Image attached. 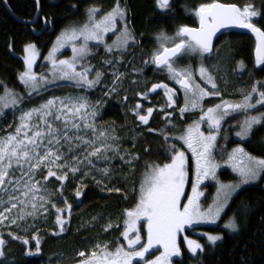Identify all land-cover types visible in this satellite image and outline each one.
I'll use <instances>...</instances> for the list:
<instances>
[{
  "label": "snow or ice",
  "instance_id": "snow-or-ice-1",
  "mask_svg": "<svg viewBox=\"0 0 264 264\" xmlns=\"http://www.w3.org/2000/svg\"><path fill=\"white\" fill-rule=\"evenodd\" d=\"M4 2L6 4L7 0ZM35 3L39 9L40 0H35ZM155 4L165 14L171 11V0H155ZM71 7L75 8V5ZM101 13L102 9L98 7L89 8L86 12L87 20L82 25L65 29L57 36L55 44L45 57L52 66V80L33 70L39 56L36 45L28 43L24 46L25 71L19 74V80L28 90L29 96L33 92L38 93L42 88L46 89L48 84L56 80L73 81L74 86L81 89H91L100 84L104 73L96 70L90 63H80L91 54L89 41H95L98 45L104 44L105 52L112 54L113 58L106 59L105 64L114 65L120 62L115 59V55H123L128 47L136 43L134 32L128 26L127 8L121 6L120 0H116L110 11L102 15ZM193 14L199 20V27L179 25L172 36L163 31L158 33L155 38L158 46L150 57L151 64L157 70L166 72L167 79L179 85V90L161 82L153 84L146 92L137 93L147 100L149 93L159 94L157 90L161 89L166 97L165 107L175 111L179 93L182 92L183 106L178 108L181 118L186 113L199 110V119L176 137L191 152L195 161V181L192 183L191 195L186 196L184 191L188 177V157L175 144H168L166 130L174 125L169 119L172 112H167L165 129L159 130V135L164 137V144L167 145L164 151L168 162H145L139 188H133L134 207L124 210V228L120 236L126 241V245L120 238H117L114 245L107 242L103 245L97 243L95 248L99 249V253L93 250L90 256H86L85 252H79L81 259L78 264H172V257L181 255L178 234L186 226L217 223L229 202L244 186L257 181L264 183V154L253 155L241 143H250L257 131L264 130V111L260 110L264 109V80H256L247 92L239 90L242 99L238 103L230 102L221 94L217 75L203 63L211 55H219L213 45L216 34L221 29L237 27L247 29L255 35V64L264 72V9H257L254 4H246L241 8L236 4L213 0L212 3L200 4ZM119 22H123L122 27H118ZM44 23L52 24L53 21L45 18ZM258 24L261 26H257ZM108 33L116 36L110 45L104 43ZM77 40H82V43L77 45ZM69 43L71 59L58 60L56 53ZM192 57L201 58L198 69L191 66L177 67L178 63ZM144 63L148 64L149 61ZM78 64L80 70L77 69ZM240 69L243 70V62H240ZM222 71L221 65L215 67L217 74ZM93 72L94 78H89ZM124 75L113 71L112 87L104 92V96L117 91ZM220 79L225 84L228 83L223 75ZM211 97H219L220 103L205 108V100ZM123 99L126 102L128 98L124 96ZM23 102L22 96L4 86V95L0 96V115L10 107L19 111L20 115L16 119L14 131L0 135V227L9 229L6 233L0 231V264H4L7 259L6 250L10 241H19L26 246L23 254L27 257L42 255L41 239L33 230L36 220L49 212V206L55 209V223L59 226V233L54 232L53 235L58 236L65 231L68 220L64 214L67 213L70 219L73 211V204L63 195L66 182L70 178H86L93 170L105 177L109 176V168H97L95 162L113 158L108 155L110 151L123 160L131 171H135L134 161L140 159L138 154L126 153L120 156V146L116 143L119 137L115 134V128L107 129L97 125L96 118L100 114L97 104L103 103L101 100L92 104L84 95L52 96L38 106L16 108ZM258 105L260 109L257 108ZM253 110L256 114H252ZM131 111L142 125H149L154 109L148 107L146 114H142L143 106L136 103ZM160 111L163 112L164 108ZM230 119H236V124L230 127L237 129L235 136L238 140L235 141L237 146L226 152V164L239 179L236 183L224 184L217 180L216 171L219 165L214 162L213 154L218 147L223 125ZM205 124L206 131L202 130V125ZM154 131L156 130L148 128L149 133ZM224 139L227 140V137ZM144 152L150 154V146H145ZM50 178H55L58 188L53 190ZM92 178L95 180L94 176ZM207 179L217 180V186L212 202L204 206L201 201L204 192L200 186ZM95 182L98 186L101 184L99 180ZM82 187H87L83 179L75 187L74 198L78 201L86 195L81 191ZM108 190L120 191L118 188ZM53 195L59 197L57 203L52 202ZM182 198H186L187 202L183 203ZM59 203L64 207H59ZM246 207L241 205V215H247L244 211ZM240 218V215L234 213L223 227L231 233H239ZM92 219L95 221L97 217ZM140 221H144V224L141 225ZM112 227L109 221L104 231L107 232ZM116 227L119 229V225ZM144 227L147 242L142 244L141 231ZM11 229L19 231L14 232ZM19 232H23L24 236ZM5 235L8 239H5ZM205 235L212 246H217L224 239L218 234ZM184 240L188 252L193 256L205 252V245L187 237ZM32 241H35L34 250ZM156 246L162 247V253L155 259H146V254Z\"/></svg>",
  "mask_w": 264,
  "mask_h": 264
},
{
  "label": "trees",
  "instance_id": "trees-1",
  "mask_svg": "<svg viewBox=\"0 0 264 264\" xmlns=\"http://www.w3.org/2000/svg\"><path fill=\"white\" fill-rule=\"evenodd\" d=\"M219 1L237 3L238 6L254 4L257 9H264V0ZM120 2L126 5L128 26L140 39L139 48L134 58L138 64L137 69H139L138 73L134 72V74L140 75L139 80L133 84V87L124 89L127 98L134 101L137 100V93L144 91L140 85L141 83L145 84L143 81L151 79L153 84L166 82L164 80L165 75L156 70L153 71L146 65L142 66L144 60L149 59L151 51L155 49V46L157 47L155 39L157 34L163 31L168 35H173L179 25L196 26L197 20L193 14L194 9L202 3H212L213 0H171V11L166 14L164 10L156 7L155 0H120ZM115 4L116 0H40V6L37 9L35 0H7L6 4L4 0H0V82H2L0 83V93L4 91L5 85L14 90L24 89L18 81V75L25 66L23 49L26 43L33 42L43 54L48 50L61 29L85 17L88 7L96 5L105 10ZM71 5H75V8ZM45 18L52 20L53 23L45 24ZM32 21L34 22L31 23ZM258 26L261 25L258 24ZM222 40L223 36L217 40V44ZM9 45L12 47L10 48ZM253 47L254 39L250 35L239 32L229 33V37L223 43L224 51L221 53L223 61H227L225 63L227 70L234 80L233 82L232 79L230 80L229 86L233 85L232 87L237 88L236 85L243 79L234 73V65L238 60L247 66V72L259 71L258 68H253ZM183 64L180 62L179 65ZM252 77L246 78H250L251 81ZM46 96H48L47 92L41 98ZM33 99L34 101L39 100L33 96L28 101H24L23 104L26 106ZM128 108L125 105L121 107L120 112L115 114V118L108 122L120 128L124 127L125 122L128 121L135 128L134 125L138 123L128 113ZM111 114L114 116V113ZM159 114L157 113L155 120H150L148 125L156 131L149 133L148 126H141V129L136 127L139 135L133 148L140 156L139 161H137L138 169L143 168L146 161L167 162L164 151L167 145L164 144V137L159 135L163 123ZM240 118L242 119V117ZM16 119L15 111L3 116L0 119V135L12 130L16 124ZM228 123L234 126L236 119H230L224 124ZM231 130L237 129L233 127ZM242 144L248 152L254 155L264 154V130L257 131L250 143L245 141ZM229 145V142L228 144L225 143L224 139L218 140L215 155L224 159ZM145 146H150V154L144 152ZM221 175L223 178L232 177L227 170H223ZM129 181H117L113 185L114 187L108 188H118L120 189L119 192L87 185V187L81 188V191L85 192L86 195L82 196L79 201L74 198L75 193L72 188L65 187L63 195L68 197L70 203L73 204L70 219L67 213L64 214L65 219L68 220L65 231L58 236L53 235L54 232L59 233V226L55 223V210L53 209L49 220L41 228L33 230L41 239L42 255L27 257L23 254L26 246L19 241H10L6 250L7 258L13 260L12 264H67L80 259L76 254L79 251L88 252L89 246L94 244L96 240L106 241L110 245H114L117 238H120L123 228L124 210L134 207L133 188H139L137 175L132 176V180ZM58 201L59 199L54 203ZM59 204L62 206V203ZM242 204L247 206L244 209L247 213L246 216L241 215ZM234 213L241 217L239 233H231L221 224L206 226L213 232H221L224 239L218 242L217 246L205 244V252L198 256L189 255L188 250L183 246L181 236V240H179L181 255L176 258V264H198V262L199 264H264V188L262 182L244 186L229 202V206L222 216V221L231 218ZM93 217H97V219L93 221ZM79 218L89 219L88 224L83 228L79 224L78 227ZM109 221L113 227L105 233L100 231V229L103 230L102 225L108 224ZM116 225H119V229ZM4 232L6 233V231ZM5 239H8L6 235ZM34 245L35 241H32L33 250Z\"/></svg>",
  "mask_w": 264,
  "mask_h": 264
},
{
  "label": "rangeland",
  "instance_id": "rangeland-1",
  "mask_svg": "<svg viewBox=\"0 0 264 264\" xmlns=\"http://www.w3.org/2000/svg\"><path fill=\"white\" fill-rule=\"evenodd\" d=\"M120 4L122 7H126V5L123 4V2H120ZM94 6L102 9V13H101V15H102V14L110 11L115 5L109 9H105V10L100 6L92 5L86 9V12L89 8L94 7ZM243 6L244 5L239 6V7L243 8ZM86 20H87V16L85 13V17L82 20L77 21V22H73V23L69 24L68 26H66L65 28L61 29V31L56 35L52 44L50 45V47L48 48V50L45 53L42 54L39 51V49L37 48V50L39 52V56L37 58L36 64L34 65V68H33V70L37 74L43 73V74L47 75L49 80H52V75H51V67L52 66H51V63L45 59V57H47L49 51L52 49L53 45L56 42L57 36H59L63 30L71 29L73 26L78 27V26L82 25ZM196 20L198 22L197 17H196ZM127 21H128V13H127ZM122 25H123V22L118 23V27H122ZM169 36H172V35H169ZM115 39H116V36L113 33H108L104 38V43L110 45V44H112L113 40H115ZM223 39H224L223 42L216 44L214 47L215 49L218 50L219 55L213 54L210 57L204 59L203 63L205 66H207L213 72L214 75H217V82L221 88V94H222L223 98L225 100L230 101V102L238 103L242 99V97L239 94V90H243L245 92L249 91L251 89L252 84L256 80H264V72L261 71L260 67L256 66L254 61H253V68L254 67L256 69L258 68L257 70H259V71L254 72V73L247 72L248 68L244 63H243V70L241 71L240 62H242V61L238 60L236 62V64L234 65V73L239 78H241V79L243 78V79H242V81L239 82V84L236 85L237 88L232 87L233 85L229 86L230 80L232 79V82L234 80H233L232 76L230 75L229 71L227 70V64H225V63H227V61L226 60L223 61V56L221 55V53L224 51L223 43H225L227 38L224 36ZM135 40H136V43L134 45L128 47L127 50L123 53V55H120L119 53H117L115 55V59L119 60L120 62L118 64H114V65L104 63V61L106 59H112L113 58L112 54H108L105 52L104 44L98 45L97 42H95V41H89V48L91 50V54L87 57L86 60L81 61L80 63L81 64L90 63L91 65L95 66L96 70H100L104 73V77H103L101 83L96 85L94 88H91V89L77 88L74 86L73 81L56 80L55 82L48 84L46 86V89L42 88L39 90L38 93L33 92L31 94V96H29L28 90L21 83V81L19 80V75H18V81L20 84H22L24 89L23 90H14L11 88H8V89L13 93H15L19 96H22L24 98V101H28L30 99V97H33V96H36V98H38L39 100L34 101V99H33L32 101L28 102L30 104H28L26 106L23 103L18 104L16 106V108L27 109V108H31L34 106H38L39 104L43 103L45 100H47L48 98H50L52 96L65 97V96H69V95H84L88 98V100L92 104H97V101L101 100V101H103V103L97 104V108H98V111L100 113L96 118L97 125L101 128H107V129L115 128V130H116L115 134L119 137V140L116 143H118L120 146V152H119L120 156H124L126 153H131L133 155H136L137 152L133 148L134 143H135V141L139 135V131L136 128V125H134L135 128H133L132 124H130V122L127 121V122H125L126 124L124 125V127L122 126L119 128L116 125H114L113 123L105 121L101 118L102 113H103V109L105 108L108 100H110V101L112 100V101L116 102L118 99H117V96H114V95L120 94V92L125 93L126 90H124V89H129V88L133 87L134 83H132V81L135 80L137 82L139 80L140 75L134 74V72L138 73V70H139V69H137L138 64L134 60V58L136 57L135 53L137 52V50L139 48L140 39L138 36L135 35ZM28 43H33V42H28ZM28 43H26V44H28ZM75 43L77 45H80L82 43V40H77ZM156 45L158 46V44H156ZM156 48L157 47L155 46V49ZM154 50L151 51L150 57H151V54ZM24 56H25V53H23V60H24ZM56 57L58 60L71 59V57H72L71 43L66 45L65 48L61 49V51L57 52ZM150 57L147 60V61H149V63L146 64V66L150 67L153 71L156 70V71H158V73L165 75L166 78H164V80H166V82L169 84V87H175L177 90H179V85H176V84H174V82L167 79L166 72L157 70L155 68V66L151 64ZM144 61H146V60H144ZM181 63H184V64L179 65L180 63H178L177 67L191 66L193 69H198L200 64H201V58L200 57L187 58V59H184ZM144 64L145 63L143 62L142 66H144ZM217 65H221L223 68V71L220 74H217L215 72V67ZM77 69L80 70L79 64L77 66ZM24 71H25V66H24V69L20 73H22ZM113 71H118L120 73L125 74L122 77V84L120 86H118L116 92H113L109 96H104V92L107 91V89L112 87V84H113L112 73H113ZM261 74H263V75H261ZM94 75H95V72L91 73L89 78H94ZM221 75H223L225 80L228 81L227 84H225L224 80L220 79ZM251 76H253L251 81H250V78H246V77H251ZM197 79H198V77H197ZM244 79H245V81H244ZM150 80L151 79L143 81L145 83L144 85H143V83L140 84L141 87L144 89L143 92L147 91L153 85V82H151ZM198 82H199V80H198ZM156 83H158V82H156ZM233 88H235V89H233ZM45 92L48 93V96L41 98V96ZM157 92L159 94H157L156 98L151 102V104H149L148 107H152L154 109L153 112H156V115H157V113H160L159 118L163 121L161 129H165V125H166L165 113L172 112V116L169 119H171L172 125H174V127L169 126L166 130V134L169 136L168 144L169 145L175 144L177 149L185 151L186 156L188 157V177H187V181L185 183L184 191H185L186 196L191 195L192 183L195 181V161L192 157L191 152L188 151L186 146L183 145V142L181 140L176 139V137L180 136L182 134L183 129H185L188 125L192 124L194 121L199 119V110H197L194 113H186L185 116L183 118H181L178 108L180 106H183V94H182V92L179 93L177 106L175 108V111L173 109L165 107L166 97L163 94V90L158 89ZM3 95H4V91L0 93V96H3ZM209 100L211 101V103H209ZM215 103H220L219 97H211V98L206 99L204 102V106H205V108H207V107L212 106ZM127 105H128V103L125 104L126 107H127ZM121 107H123V106H121ZM162 107L164 108L163 112L160 111V109ZM257 108L260 109V106L258 105ZM260 110L264 111V109H260ZM12 111L16 112V118L20 115L19 111L10 107L9 109L4 110V114L0 115V119ZM252 114H256V111L253 110ZM156 115H155V118H156ZM15 125H14V128H15ZM230 125L233 126L231 123L223 125V130L221 132L220 138L218 139V140H221V139H224V137H227V140L224 139L225 143L228 144V142H229V144H230L227 152H230L232 148L237 146V143L235 141L238 140V138L235 136L236 130H231L233 127H230ZM14 128L10 131L4 132L1 135H5L8 132L14 131ZM138 128L141 129V126H138ZM206 129H207V125L206 124L202 125V130L206 131ZM81 134H83V133H81ZM108 155H109V157H113V158H111L107 161L101 160V161H98L95 163L97 165V168L108 167L109 171H110L109 176L105 177L100 172L93 170L90 172V175L86 178H77L76 180H71V178H70V180L68 182H66V187L68 186V188H72V191L75 193L76 185L80 184L81 179H83V182L86 185L97 186V187H100L103 189H108V188L114 187L113 185L117 181L132 180V176H134V175L135 176L137 175L138 183L140 185V182H141L142 177H143V173L145 171L144 167L138 169L137 168V161H134L135 171H131V170H129V168L125 164V162L123 160L119 159L118 157H115L111 151L108 153ZM213 155H214V162L219 165V167L217 168V171H216L217 180L220 183H224V184L238 182V179H239L238 176L226 164L227 156H225L224 159H221V158L217 157L215 155V153ZM223 170H227L228 172H230L232 177L223 178V176L221 175V172ZM44 174H46V172ZM93 176L95 177V180H93V178H92ZM96 180L101 181V184L99 186L96 184V182H95ZM217 180L207 179L200 186V189L204 192V196L201 197V201H202V204L204 206H207L208 204H210L212 202V198L216 192ZM258 182H260V181H257L255 183H258ZM255 183H253V184H255ZM50 185L53 186V190H54V188L59 187V184H58V182L55 181V178H50ZM139 185H138V187H139ZM58 199H59L58 196L53 195L52 202L54 203V201H56ZM68 200H69V198H68ZM69 202H70V200H69ZM182 202L186 203L187 202L186 198H182ZM58 206L64 207L63 204H62V206H61V204H59ZM52 210L53 209L50 208V206H49V212L36 220L35 229L41 228L46 223V221L49 220L50 216L52 215ZM223 214L224 213H222V215H221V219L219 221H217V223H215V224L200 223V224H194L190 227L186 226L185 229L181 233L178 234V243H179V240H181V236H182V241L184 243L183 246L186 249H187V245H186V242L184 240L185 237H187L188 239H191V240H195V241L201 243L202 245L209 244L207 241V236L205 235V233L212 234V235H217V234L222 235V234H221V232H213L210 229H207L206 226H216V225L221 224V226L223 227L224 223H226L229 219V218H227V219L222 221ZM78 216H80V215L78 214ZM80 218L78 219V225L77 226L79 227V224H80L81 225L80 227L83 228V227H85L86 224H88L89 219L83 220ZM29 223H32V221L29 220ZM140 224L143 225L144 221H140ZM106 225L107 224L102 225L103 230L100 229V231L105 233L104 228L106 227ZM123 228H124V225H123ZM123 228H122V231H123ZM8 230L9 229H7V228L0 227V231H6L7 232ZM11 230L14 232L19 231L18 229H11ZM100 231H99V233H101ZM19 234L21 236H24L23 232H19ZM141 235H142L141 243L144 244L147 242L146 227L142 228ZM104 237L108 238L109 236H104ZM119 237L121 238V242L125 243V245H126V241H123L121 236H119ZM97 243H99L100 245H103L106 243V241L96 240L94 244H91L89 246L90 249L88 252L83 251V252H85L86 256H90V254L93 250H95L99 253V249L95 248ZM162 251H163V249L160 246L153 247L150 250V252L148 254H146V259H149V260L155 259V257L160 255L162 253ZM79 252H81V251H79ZM188 253H189V255L192 256V254L190 252H188ZM76 255H78V254H76ZM178 257L179 256L172 257V264H176L175 261H176V258H178ZM80 259H81V257H80ZM80 259L75 260V261H71L70 263H67V264H78V261ZM12 263H13V260H11L9 258H7L4 262V264H12Z\"/></svg>",
  "mask_w": 264,
  "mask_h": 264
},
{
  "label": "flooded vegetation",
  "instance_id": "flooded-vegetation-1",
  "mask_svg": "<svg viewBox=\"0 0 264 264\" xmlns=\"http://www.w3.org/2000/svg\"><path fill=\"white\" fill-rule=\"evenodd\" d=\"M250 36L253 38L252 35H250ZM225 37L228 38L229 35H227ZM146 61H147V59H146ZM144 65H146V64H144ZM163 83H166V82H163ZM114 96H117L118 100L116 102L112 101V100L111 101L108 100L105 108L103 109V113H102V116H101V118L103 120L110 121V120L114 119L115 118V114L120 112L121 106H124L126 103H128V105H127L129 107L128 108V113L130 115H132L134 117V120L138 123L136 125V127L137 126H146V127L148 126V125H142L139 122V120L132 114L131 110H132L133 106H131V105H135L136 103H140L143 106L142 114H146V110H147L149 104H151V102L156 98L157 93H149V96H148L147 100L142 99V97L138 95L137 100L131 101L130 99H127L126 102L123 99L124 96H127L125 93L116 94ZM153 97H154V99L152 100ZM111 113H114V116ZM155 115H156V112H153V115L149 119V123H150V120H152V121L155 120ZM147 128H149V126Z\"/></svg>",
  "mask_w": 264,
  "mask_h": 264
},
{
  "label": "water",
  "instance_id": "water-1",
  "mask_svg": "<svg viewBox=\"0 0 264 264\" xmlns=\"http://www.w3.org/2000/svg\"><path fill=\"white\" fill-rule=\"evenodd\" d=\"M217 2H220V3H225V2H221V1H217ZM227 4H236V3H227ZM237 5V4H236ZM34 21H32L31 23H33ZM189 27H199V20H198V23H197V26H189ZM230 32H240V33H246V34H250L254 37L255 39V46H256V37L253 33H251L250 31H248L247 29H241V28H237V27H230V28H226V29H221L217 34L216 36L213 38V45L215 44L217 38L219 36H221L222 34H226V33H230ZM255 46H254V49H253V58L255 60ZM263 188H264V183H263Z\"/></svg>",
  "mask_w": 264,
  "mask_h": 264
},
{
  "label": "bare ground",
  "instance_id": "bare-ground-1",
  "mask_svg": "<svg viewBox=\"0 0 264 264\" xmlns=\"http://www.w3.org/2000/svg\"><path fill=\"white\" fill-rule=\"evenodd\" d=\"M219 1V0H218ZM237 4V3H236ZM237 6H238V4H237ZM197 23V22H196ZM231 33V32H230ZM216 45V44H215Z\"/></svg>",
  "mask_w": 264,
  "mask_h": 264
}]
</instances>
